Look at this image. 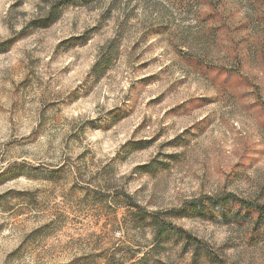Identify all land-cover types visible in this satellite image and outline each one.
I'll return each mask as SVG.
<instances>
[{
    "label": "rangeland",
    "instance_id": "obj_1",
    "mask_svg": "<svg viewBox=\"0 0 264 264\" xmlns=\"http://www.w3.org/2000/svg\"><path fill=\"white\" fill-rule=\"evenodd\" d=\"M62 1L0 0V264H264V0Z\"/></svg>",
    "mask_w": 264,
    "mask_h": 264
},
{
    "label": "trees",
    "instance_id": "obj_2",
    "mask_svg": "<svg viewBox=\"0 0 264 264\" xmlns=\"http://www.w3.org/2000/svg\"><path fill=\"white\" fill-rule=\"evenodd\" d=\"M69 0H63L62 4L66 3ZM59 12L55 5L51 4L46 12V15L43 17L41 22H34L36 28H45L52 24L58 17ZM211 198L205 200L204 202H190L185 206L182 211H178L177 209H170L168 214V220L166 223L158 224L156 228L157 217H149L148 225L151 227L154 235L157 234L156 231H159V235L166 233L163 232L164 229L169 231V234H173L179 238H184L186 243H198L197 239L191 236V234L187 233L182 229H178V227L170 220L171 217H180L183 215L184 211L188 212L193 210L199 213L210 212V206H208ZM211 205L217 209V213L221 215V217H230L231 221L237 224H245L252 225L253 234L259 236H264V202L258 200H245L236 197L231 193L224 194L221 196L219 200H215L210 202ZM156 223H155V222ZM187 264H227L226 260L221 257L216 256L214 253L204 250L202 247H198L194 250L193 253L190 254V261Z\"/></svg>",
    "mask_w": 264,
    "mask_h": 264
}]
</instances>
